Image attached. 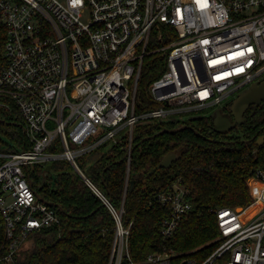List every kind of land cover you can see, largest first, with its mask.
<instances>
[{"label":"built area","instance_id":"2783aa9c","mask_svg":"<svg viewBox=\"0 0 264 264\" xmlns=\"http://www.w3.org/2000/svg\"><path fill=\"white\" fill-rule=\"evenodd\" d=\"M0 20L7 30L0 120L18 124H0V264H16L31 236L60 223L31 170L59 161L114 217L109 264H264V166L248 180L250 204L211 210L219 244L206 259L163 245L135 262L124 208L116 210L77 163L123 138L130 151L137 127H181L188 115L209 116L264 82V0H0ZM151 74L159 76L145 97ZM189 196L180 181L158 196L171 209L161 222L165 241L194 211Z\"/></svg>","mask_w":264,"mask_h":264},{"label":"trees","instance_id":"16d2710c","mask_svg":"<svg viewBox=\"0 0 264 264\" xmlns=\"http://www.w3.org/2000/svg\"><path fill=\"white\" fill-rule=\"evenodd\" d=\"M6 40L7 30L0 20V62L3 64ZM158 76L151 74L142 83L145 97L150 82ZM245 118L246 123L240 127L243 139L214 131L212 116H195L182 123L191 128L148 141L143 140L163 129L178 128L180 124L137 127L130 164L125 159L127 138L116 144L101 145L78 158L85 177L116 210L124 208L123 220L127 225L132 224L129 247L135 262L144 261L163 245L185 256L194 252L190 256L201 261L206 259L219 238L218 224L211 210L244 208L252 202L248 180L264 166V145L242 141L264 135V102ZM170 152L181 153L182 157L170 168L153 172ZM51 170H57V174L51 176L50 171L45 176V168L37 165L32 176L34 184L42 182L39 194L62 208L60 223L31 236L29 247L17 253L16 264H109L116 225L113 215L71 164L59 161ZM179 181L190 191L188 200L194 205V211L183 217L174 237L165 241L161 222L170 216L171 209L163 206L158 196L170 191ZM133 182L134 188L130 190Z\"/></svg>","mask_w":264,"mask_h":264},{"label":"water","instance_id":"95a60500","mask_svg":"<svg viewBox=\"0 0 264 264\" xmlns=\"http://www.w3.org/2000/svg\"><path fill=\"white\" fill-rule=\"evenodd\" d=\"M264 102V82L260 84H254L252 85L246 92H244L242 95H240L237 99H235L231 105H230V114L229 116H225L223 114L222 110L216 111V113L212 116V122H213V129L216 132H219L221 134H228L231 132L235 127H242L246 123L245 114L249 111L250 108H253L256 110L262 103ZM0 124H8L10 126H18L16 123H10L6 122L4 120H0ZM188 128H191L187 125H183L181 127L175 128V129H163L159 133H156L153 136H149L145 138L143 141L152 140L160 135H163L165 133H178L182 132ZM245 144H250L251 142H255L257 146H263L264 145V135L260 136L259 138H252L251 140H243L242 141ZM226 144L228 143H234V142H224ZM135 147H132L130 151L127 152L125 159L131 156L133 153ZM182 157L181 153L177 152H170L168 153L161 161V163L157 166L156 169L153 170V172L157 169H168L170 168L174 162L178 161ZM51 170V165H47L45 168V176H48L49 172ZM130 171V169H129ZM134 188V182L130 184V190ZM40 199L43 200V197L40 196ZM111 203V201H109ZM51 206H54L59 209L60 212H62V208L55 204V203H49ZM241 210V208H239ZM94 214V213H92ZM91 214V215H92ZM129 221V220H128Z\"/></svg>","mask_w":264,"mask_h":264},{"label":"rangeland","instance_id":"374dc122","mask_svg":"<svg viewBox=\"0 0 264 264\" xmlns=\"http://www.w3.org/2000/svg\"><path fill=\"white\" fill-rule=\"evenodd\" d=\"M250 88V86L249 87H246V88H244V89H242L240 92H238V93H236L235 95H233V96H231V97H228V99H226L224 102H223V104L222 105H220V106H216V107H214V108H212V109H209L208 111H207V114L209 115V116H213L215 113H216V111H218V110H222L223 111V114L225 115V116H229V114H230V111H229V109H230V106H229V104H231L235 99H237L240 95H242L244 92H246L248 89ZM200 114H204V113H194V114H190V115H188L187 116V120L188 119H190V118H192V117H195L196 115H200ZM124 133H122L120 136H122ZM228 136L229 137H233V138H239V139H243L242 137H243V131H242V129L240 128V127H235L231 132H229L228 133ZM2 139L4 140V141H6L7 140V138L5 137V136H3L2 135ZM44 165V164H43ZM42 165V166H43ZM47 165V164H46ZM31 170L33 171L34 170V166H31ZM57 174V170H51V176H53V175H56ZM37 187L38 188H40V187H42V182H38L37 183ZM31 243V239L29 238L26 242H25V244H24V248H27V247H29V244ZM219 244V243H218ZM218 246V245H217ZM216 246V247H217ZM216 249V248H215ZM214 249V250H215ZM213 253V252H212ZM211 253V254H212ZM210 254V255H211Z\"/></svg>","mask_w":264,"mask_h":264},{"label":"flooded vegetation","instance_id":"af4514ba","mask_svg":"<svg viewBox=\"0 0 264 264\" xmlns=\"http://www.w3.org/2000/svg\"><path fill=\"white\" fill-rule=\"evenodd\" d=\"M259 107H260V106H259ZM259 107H258V108H259ZM258 108H257L256 110H254L253 108H250L249 111L245 114V117H246V115H247L249 112H256V111L258 110ZM227 135H228V134H227Z\"/></svg>","mask_w":264,"mask_h":264}]
</instances>
